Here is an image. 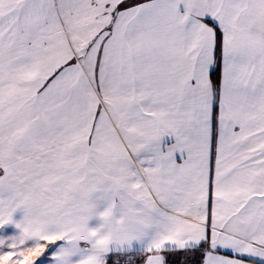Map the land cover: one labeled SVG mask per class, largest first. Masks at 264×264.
Listing matches in <instances>:
<instances>
[{"label": "snow or ice", "instance_id": "obj_1", "mask_svg": "<svg viewBox=\"0 0 264 264\" xmlns=\"http://www.w3.org/2000/svg\"><path fill=\"white\" fill-rule=\"evenodd\" d=\"M0 264H264V0H0Z\"/></svg>", "mask_w": 264, "mask_h": 264}]
</instances>
